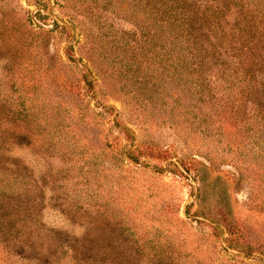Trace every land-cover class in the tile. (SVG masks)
<instances>
[{
  "label": "rangeland",
  "instance_id": "rangeland-1",
  "mask_svg": "<svg viewBox=\"0 0 264 264\" xmlns=\"http://www.w3.org/2000/svg\"><path fill=\"white\" fill-rule=\"evenodd\" d=\"M187 1L0 0V264H264V0Z\"/></svg>",
  "mask_w": 264,
  "mask_h": 264
},
{
  "label": "trees",
  "instance_id": "trees-1",
  "mask_svg": "<svg viewBox=\"0 0 264 264\" xmlns=\"http://www.w3.org/2000/svg\"><path fill=\"white\" fill-rule=\"evenodd\" d=\"M248 4V7L250 6L249 3L254 4L257 6L258 13L257 16L252 17L251 19L254 21L253 24H248V21L246 18L241 21V24L243 25L239 30L240 38L245 37V41H248V43H253V45H256L254 43L255 40V34L250 33L251 28H257V23L264 22V4L261 6V4L256 2H249L246 1ZM249 2V3H248ZM129 5L134 6V10L131 11L130 17L131 19L137 24L140 25L144 21L150 20L148 28H153L154 34L152 35V39L156 41H162L167 44V46H177L178 43V37L175 36V34L181 30V26L179 24H176V26L173 25L172 22H169V18L172 15H178L179 11L182 12L185 6L190 7V9L194 8V4L189 3L187 0H121V7H125ZM120 8V7H119ZM259 8L262 9V12H259ZM243 11L245 9H242ZM190 12L193 14L191 17V23L193 27L198 22V13L196 9L190 10ZM215 12L220 11H214ZM252 12V10L250 11ZM259 15V16H258ZM222 16V15H221ZM259 17V18H258ZM221 18V17H220ZM141 27V26H139ZM143 29H146L144 27H141ZM222 47V46H221ZM174 60L178 62V64L184 63L187 59L180 56V52H178L177 56L174 57ZM234 64L240 65V62H235ZM228 69V68H227Z\"/></svg>",
  "mask_w": 264,
  "mask_h": 264
}]
</instances>
